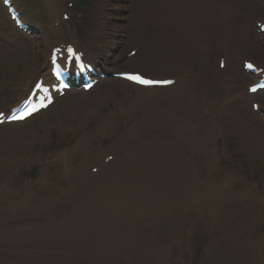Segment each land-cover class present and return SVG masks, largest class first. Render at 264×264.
Here are the masks:
<instances>
[{
	"label": "rangeland",
	"instance_id": "rangeland-1",
	"mask_svg": "<svg viewBox=\"0 0 264 264\" xmlns=\"http://www.w3.org/2000/svg\"><path fill=\"white\" fill-rule=\"evenodd\" d=\"M219 1L229 10L221 48L198 47L189 60L161 69L153 66L161 55L157 38L169 28L142 17L160 8L156 0H13L29 32L17 29L0 4V111L16 104L36 75L46 73L52 46L73 43L102 57L95 87H73L31 118L0 124V227L20 229L0 239V264H264V216L256 222L250 215L238 217L234 225L250 223L248 233L228 236L219 227L199 224L193 205L146 226L149 237L140 239L131 259L100 261L39 235L48 226L74 220V213L95 198L96 185L115 165L112 160L144 151L152 140L180 154V171L193 176L200 191L205 186L213 196L243 195L249 206L264 198V118L251 117V102L264 111V90L244 97L250 75L242 69L244 59L264 63V32L256 26L264 23V0H207V5ZM130 50L136 53L129 56ZM222 57L224 67L217 64ZM124 70L174 77L173 87L193 75L181 86L193 94V103L174 111L181 132L175 142L161 141L164 129L137 128L156 106L130 101L153 90L113 76ZM205 70L217 85L194 80ZM65 165L77 169L78 177H67ZM145 241H151L149 247ZM157 248L158 255L150 252Z\"/></svg>",
	"mask_w": 264,
	"mask_h": 264
},
{
	"label": "bare ground",
	"instance_id": "bare-ground-1",
	"mask_svg": "<svg viewBox=\"0 0 264 264\" xmlns=\"http://www.w3.org/2000/svg\"><path fill=\"white\" fill-rule=\"evenodd\" d=\"M207 3V0H195L193 6V0H156L160 8L142 14V17L149 18L152 22L166 23L169 28L166 35L161 34L157 38L161 55L154 61L153 66L161 69L169 64L175 65L177 62L187 61L198 47L221 48L228 6L220 1L216 4L214 2L215 5H207ZM196 4H198L197 8ZM132 19L135 21L136 17L133 16ZM44 77V81L48 79L47 75ZM258 77L259 75L249 76V83ZM192 80L193 75L184 77L181 80V86L186 81ZM194 80L208 87L217 85L208 70L202 71L194 77ZM106 82L103 81V83ZM123 82L128 83L124 80ZM181 86L151 88L150 90H153L151 94L132 99L130 103L137 102L150 106L152 102L156 106L151 108L154 113L152 117L138 122L137 128L139 130L151 127L164 129L161 141L165 139L169 143L175 142L181 136V132L175 121L174 111L186 102L193 103V94L184 92ZM259 93L260 90H257L247 96ZM22 98L23 94L17 98L16 102ZM244 100L239 102L244 103ZM79 108L80 105H77L78 111ZM159 110H162V113H159ZM261 111L262 109L259 108L257 112L251 114V117L258 119ZM161 114L166 115L167 119L164 120ZM131 139L134 140L135 136ZM114 160L112 163L115 165L109 173H105L104 181L96 185L95 198L74 213L75 219L57 226H48L47 229L41 230L40 236L55 238L56 242L61 244L60 246L68 250L79 251L100 261L114 262L119 261L121 257L129 259L133 257L132 254L139 249L140 243H143L140 239L143 236L149 237L148 233H145L146 226H152L162 220L166 221L177 211L190 210L192 205L196 212L194 217L199 224L209 229L219 227L228 236L248 233L250 223L242 222L240 226L234 225L238 217L250 215L256 222L264 216V198L260 200V197H257L249 206L243 195L240 196L241 199L224 195L213 196L210 188L205 186L200 191L196 182L195 185L193 183V176L180 171L182 160L180 154L174 151V148H164L156 141L152 140L150 146L144 151L138 149L137 152L127 154L117 161ZM110 165L112 164L107 166ZM185 169H189L188 165H185ZM64 171L67 177L71 174L78 177L75 175L77 169L74 167L69 168L65 165ZM231 206L235 208L230 209ZM148 207H151L152 212L148 211ZM223 212L225 215L234 217L227 219ZM17 231H20L18 226L0 227V239L3 240V236H12ZM145 244L149 247L151 241H145ZM232 249L236 250V246ZM237 249L244 252L243 246H237ZM150 252L158 255L161 250L157 248ZM139 259L142 260V257Z\"/></svg>",
	"mask_w": 264,
	"mask_h": 264
},
{
	"label": "snow or ice",
	"instance_id": "snow-or-ice-1",
	"mask_svg": "<svg viewBox=\"0 0 264 264\" xmlns=\"http://www.w3.org/2000/svg\"><path fill=\"white\" fill-rule=\"evenodd\" d=\"M131 79H139L138 77H129ZM141 83H156V82H153V81H143V80H140ZM164 83H171L170 81H166Z\"/></svg>",
	"mask_w": 264,
	"mask_h": 264
}]
</instances>
